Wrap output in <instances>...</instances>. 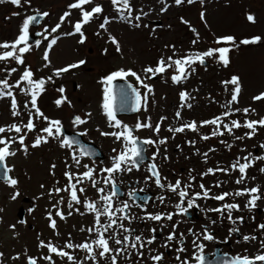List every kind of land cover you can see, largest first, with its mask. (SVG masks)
I'll list each match as a JSON object with an SVG mask.
<instances>
[{
	"label": "rangeland",
	"instance_id": "obj_1",
	"mask_svg": "<svg viewBox=\"0 0 264 264\" xmlns=\"http://www.w3.org/2000/svg\"><path fill=\"white\" fill-rule=\"evenodd\" d=\"M75 2L76 0H31L30 4H24L22 0L21 7L14 6L7 0L0 3V44L15 42L21 35L23 21L33 11L49 13L41 20L37 29L30 27L28 29V33L34 30L39 32L37 39L39 44L36 42L31 45L27 42L30 51L23 54L24 64H19L11 58L0 60V80H7L10 85V88L4 91L12 92V96L0 97V127L5 128V132L0 133V139L10 141L9 150L15 152V155L6 157L4 162L6 168L10 169L8 176L17 180L15 186L8 180L0 182V254H2L0 264H29L30 259H34L36 264H99L96 256V260H93L91 257L94 255L84 253L83 248H69L67 245L90 244L82 234L90 219L86 218L89 210L85 206L87 203L79 188L89 183L92 186L91 201L102 203L100 197L109 195L110 190L103 183L105 172L102 171V166L105 165L104 169L107 167L108 159L114 163L115 155L110 154V148L119 144L117 155L125 149L122 140H118L117 144L116 137L102 133L119 132L123 129V125L136 127L137 123H150L153 127L159 123L161 126V117H166L168 122L174 121L181 125L193 120L203 122L220 117L221 122L228 124L232 131L229 133L226 129L227 136L217 135L209 145L200 143L205 147H200V150L211 149L210 147H215L224 141L232 146L231 149L223 150L222 154L220 151L214 153V155L220 153L219 161L211 160L212 167L208 169L214 171L228 169L229 173L215 171V178L213 176L209 179L212 180L213 185L208 188H217L215 183L221 185L226 183L225 192L233 194L227 197L230 202L247 203L251 195L234 194L237 191L258 187L261 191L252 195L262 197L256 203L257 207L264 209V172L260 171L264 168V160L253 159L264 156V147H261L264 145V126L257 124L255 135L251 137L245 135L251 132V129L243 126L247 122L264 119V99H254L264 94V0H203V3L201 0H195L192 4L185 0L181 5H176L174 0H130L132 12L129 15L124 10L125 18L119 17L112 10L113 7L120 6H114L111 0H92L91 4L82 6L83 10L91 11L95 5H99L102 7V15L98 19L96 18L98 14H94L91 21L84 25L87 39L83 43H80L81 35L75 33L74 29L75 23L82 19L81 9L69 8V5ZM162 8L167 10L162 11ZM66 12L70 15L61 23L60 18ZM143 13L148 15H142ZM201 13H204L203 20ZM137 15L141 16L139 21L135 19ZM248 15L254 16V23L248 21ZM105 18L109 22L105 28H101L100 25L105 23ZM57 24H60V27L56 32H52ZM137 24L140 26L136 27ZM67 33L75 34L66 35ZM196 33L199 34L198 40ZM225 36L235 37L238 47L231 43H216L217 38ZM256 36L262 37V40L256 44L239 43L243 39ZM110 37H115L119 42L120 51H117ZM52 39H56V43L49 48ZM194 40H197L195 44ZM24 46L23 43L19 45V47ZM220 47L231 49L228 53L227 66L219 60L218 53L212 57H205L203 64L195 60L190 67L185 65L188 75L179 83L172 81V76L178 74L175 66L157 75L149 73L146 76L143 71L149 66L155 68L161 58L166 62L169 57L173 60L185 59ZM10 50L0 48V54ZM46 52L48 60L44 59ZM79 61L85 63L60 73L59 76L54 74L57 69ZM13 68L16 71L10 72ZM26 69L33 72L34 80L46 81L44 91L37 98V107L49 120H59L61 127L67 132L80 133L84 140L96 144L101 150L98 159L89 161L88 158H82L77 148L62 146L61 135L48 137L47 133L42 131L49 126L48 120L35 115V109L30 104V94L26 95L20 90L28 88L27 83L21 81ZM121 69L135 71L145 84L151 86L152 92L148 93L135 77L124 78L140 93H147V102L145 103L143 99L141 109L135 116L120 117L118 120L121 121V127L117 128L110 126V121L104 114L106 85L101 81L102 78ZM148 76L151 78H147ZM233 76L239 77L240 92L237 101L225 107L231 100L235 87L225 82L230 81ZM48 77L52 79L49 81ZM17 82H20L19 88L16 87ZM61 87L64 88L63 93L58 91ZM181 91L189 94L190 103L180 102L178 95ZM13 97L16 100V109L12 108ZM62 97H66L67 102L58 107L55 101ZM25 104L28 105L27 108ZM182 104L185 106L182 107ZM187 104H191V107H187ZM245 109L248 111L245 112ZM13 111L19 112V115L14 116ZM178 111L179 118L176 116ZM226 111H230L227 116L223 115ZM30 113L35 124L32 131L24 127L30 118ZM77 116L86 122L74 123L73 118ZM232 121H238L241 127H233ZM11 125L21 127L22 131L16 133L14 129L9 130ZM143 129L139 128L142 133ZM20 136L25 137L24 145L19 143ZM38 136L47 138V143L42 142L39 146L33 147ZM190 136L184 135L183 138H192ZM4 146L0 144V147ZM171 149L168 151L167 144L163 151L169 154ZM157 150L159 152L157 144L146 145L147 157L158 153ZM187 152L197 154V150L192 146L187 148ZM173 154L172 157L175 159V152ZM244 157H248V161ZM238 159L241 164L253 162L252 166L246 169L245 179L240 184L236 181L241 175L237 168H232ZM76 160L80 163L77 164ZM195 162L200 167L204 166L199 160ZM86 163L94 170L93 177L98 181L96 187H93L92 180L77 183L81 173L88 170V167H84ZM204 168L205 166L201 168L203 175L208 170L207 167ZM124 172H116L112 177L116 181H121L124 186L131 184L130 187L133 188L132 183H136L134 180H137V175H133L134 180H132L131 175L126 171L128 177L125 179ZM66 173L72 174L71 181L76 185L77 196L81 201L79 204L71 201L68 190H64L72 185ZM97 188H103L105 191L98 192ZM56 189L61 191L56 192ZM14 195L15 199H13ZM207 200L209 198L206 199L209 204ZM216 201L211 208L220 205V203L215 204ZM70 202L71 208L68 206ZM137 203L140 206L144 204L142 201ZM161 204L158 201V205ZM255 208H251L253 211L243 217L247 221L243 233L250 234L251 237L258 235L255 240L244 241L241 238L239 242L241 249L245 248V252L249 255L264 254V245H262L264 229L261 231L257 228L258 225H264V210L258 215ZM58 211L63 214V219L56 215ZM157 211H160V208ZM140 218L141 221L135 222L146 220ZM51 220L56 221L55 228L50 226ZM12 225H15V228L11 227ZM42 241L44 245L50 244L58 251L73 254L74 259L71 261L67 256L49 251L48 247L41 246ZM186 246L187 244L184 245ZM158 248L156 242L147 250ZM148 253L155 255L152 251ZM140 264L149 263L145 260ZM259 264L264 262L259 261Z\"/></svg>",
	"mask_w": 264,
	"mask_h": 264
},
{
	"label": "snow or ice",
	"instance_id": "obj_2",
	"mask_svg": "<svg viewBox=\"0 0 264 264\" xmlns=\"http://www.w3.org/2000/svg\"><path fill=\"white\" fill-rule=\"evenodd\" d=\"M5 0H0V3H4ZM7 2H10L12 5L17 6V7H21L22 6V0H7ZM31 0H23L24 4H30ZM112 4L114 6H120L118 7V11H120L121 13H123L124 10H127L128 14L131 15L132 12V8H131V4H130V0H111ZM176 5H181L182 3L185 2V0H174ZM195 0H187V3L192 4L194 3ZM92 0H76L75 3H72L69 5V8L72 9H81L82 12V19L81 21H78L75 23L74 25V29H75V33H79L82 37L80 43L84 42V33L82 32V27L89 23L91 21V19L93 18L94 14H99L102 12V7L99 5H96L95 7H93L91 9V11H84L82 6L84 5H88L91 4ZM201 3H203V0H201ZM166 8H162V11H166ZM14 15H19V13H14ZM49 13L44 12V13H39L37 12L34 15L31 16H27L26 19L23 21V25L21 28V35H19L16 39L15 42L8 44V43H4V44H0V48H4V49H11L10 51H5L2 54H0V60H7L8 58L14 59L16 60L17 63L19 64H24V59H23V54L30 51V47L27 44L28 41V29H29V25L33 24V23H37L38 22V17H46L48 16ZM70 15L69 12L64 13L63 16H61L60 20L61 23L64 22L65 18L68 17ZM142 15H148V13H143ZM135 19L137 21H139L141 19L140 15H137L135 17ZM201 19H204V13H201ZM248 21L250 22H255V18L253 15H248L247 16ZM108 19L105 18V23L101 24L100 27L101 28H105V25L108 23ZM184 23H188L187 21H182ZM140 25L137 24L136 27H139ZM60 27V24H57L56 27H54L52 29V32H56L57 29ZM45 31H47V29H45ZM193 31H195V29H193ZM75 33H67L66 35H72ZM197 35V40L199 38V34L196 33ZM110 40L113 44L116 45L117 47V51H120V47H119V42L116 40L115 37H110ZM197 40H194L193 43L195 44L197 42ZM262 40V37L256 36V37H252V38H246L241 40L239 43L240 44H244V45H248V44H256L258 42H260ZM24 44V47H19V45ZM56 43V39H52L50 44H49V48H51L52 45H54ZM216 43H231L233 46L238 47L235 37L233 36H225V37H219L216 40ZM37 44H39V41L37 42ZM231 51L230 48L228 47H220V48H216V49H209L203 53H198L195 57H188L185 59H175L173 60L172 57L168 58V61L166 62L163 58H161L158 63L157 66L155 68L149 66L146 67L143 71L146 74L151 73L152 75H157V74H161L164 73L168 68H172L173 66H175L176 71H177V75H173L172 76V81L173 83H179L182 79L186 78V76L188 75L185 65H188L189 67L191 66V64L195 61V60H199V62L201 64L204 63V58L205 57H212L214 54L218 53L219 54V60L224 64V66H227L229 63V59H228V53ZM45 60H48V55L47 52L45 53L44 56ZM85 61H79L78 63H74L71 64L65 68H61V69H57L55 71V75L59 76L60 73L63 72H67L69 71V69L71 68H76L82 64H84ZM47 66V65H45ZM16 69L13 68L10 70V72H15ZM128 76H132L135 77L136 81L144 88H146L148 90V93L152 92V88L150 85L145 84L142 80V78L140 77V75H138L135 71H132L131 69H128L127 71L121 69L119 71L113 72L111 74H109L108 76L102 78V83L106 85V87L104 88V104H103V108L105 110V113L108 117V120L110 121V126L112 127H121V121L116 119V113H115V108H114V104H115V100L116 97L113 94V81H115L117 78L120 79H124ZM33 72L29 69H26L22 76H21V81L26 82L28 85V88H21L20 90L23 91L26 95L31 96L30 99V104L32 106L33 109H35V115L43 118L44 120H48L49 122V126L45 127L44 129H42L43 132L47 133L48 137H54V136H60L62 135L61 132V122L59 120H49L48 117H46L44 115L43 112H41V110L37 107V98L38 96L44 91V84L46 83V81L44 79H38V80H34L33 78ZM147 78H151L150 76H148ZM49 81L52 79V77H48L47 78ZM225 83H230L232 85H234V89H233V94L231 96V100L228 102V104L225 105V107H228V105H230L232 102H236L237 101V96L240 92V81H239V77L237 76H233L231 78L230 81H227ZM0 97H3L5 95L7 96H12V92L11 91H4V89H9L10 85L8 84L7 80H0ZM16 87H20V82H17ZM128 89H131V93L128 92ZM59 92L63 93L64 92V88L61 87L60 89H58ZM133 95L134 96V102L131 105V110L132 111H139L141 109V93L136 89L133 88L131 85H128L127 88L121 86L120 89V96L122 99V102L124 100L127 99L128 95ZM181 100L182 101H186L188 99H190L189 94H187L186 92H181L180 94ZM144 102H147V93L144 95L143 97ZM254 99L256 100H260V99H264V94H261L260 96L254 97ZM67 102V98L66 97H62L61 99H57L55 101L56 105L59 107L61 106L63 103ZM182 107H184L185 105H181ZM187 107H191V104H187ZM17 104H16V100L15 97L12 98V108L16 109ZM28 105L25 104V108H27ZM245 112L248 111V109L244 110ZM230 114V111H226L223 115L227 116ZM13 115H19V112L17 111H13ZM31 113H30V118L27 122L26 125H24V127L28 130V131H32L35 128V124L33 123V120L31 118ZM177 118L180 117V112L178 111L176 113ZM166 119V117H161V120ZM220 120V117H217L211 121H203L202 124H217V122ZM86 121L82 120L79 116L75 117L74 119V123L76 124H81V123H85ZM114 122V123H111ZM259 124L261 126H264V119H260L259 121H250L247 122L246 124H244V127H247L248 129H251V132L246 133V136L251 137L252 135H255L256 132V125ZM232 126L235 128H239L241 127V124L238 121H232ZM224 127L227 129V131L229 133H231L232 128L229 127L227 124L224 125ZM136 128H152L153 131L155 132H159L160 131V124L157 123L154 127L152 124L150 123H137ZM185 128H189L193 131L197 130V125L196 122H192L189 124H185L179 128H169V131H173V132H183L185 130ZM15 130L16 133H20L22 131L21 127L17 126V125H11L9 126V130ZM123 131L121 132H112V133H102V135H112L114 137H116L117 140H120L121 138L123 139V141L125 142V149L124 151L120 152L116 157L113 158L114 163L112 167H108L105 169H102L103 172L112 174V173H116L119 171H128L131 172L133 167H139V165L141 163H143L145 157L143 155L145 149L139 147V144L142 143L144 145H156L157 143L159 144H164L166 143L165 139H161L159 141H154L151 139H145L143 141H138V138L135 137L133 135V131L132 129H130L127 125H123ZM5 132V128L0 127V133ZM214 135H223V133H213ZM203 139L207 140L208 137L204 136ZM238 139H241L238 137ZM24 140L25 137L24 136H20L19 137V143L21 145H24ZM42 142L47 143V138L45 137H40L38 136L33 144V147L39 146ZM10 143V141H5L4 139H0V144L5 145L4 147H0V167H2L3 162L5 161L6 157L8 156H13L15 155V152H12L9 150L8 144ZM76 143L75 141H69L67 138H65L64 140H62V146H71V144ZM190 143H194V142H190ZM261 147H264V145H261ZM25 151H27V149L25 148ZM113 151H116L115 149ZM210 151H212L210 149ZM158 152V150H157ZM157 153L153 154L152 159L155 160ZM251 156V154H249ZM204 156H207V153H204ZM75 159V157H74ZM164 159H167V157L165 156ZM244 159L246 161H248V157H244ZM253 159H258V160H264V156H257L254 157ZM76 163L79 164L80 161L76 160ZM131 165L128 167H124L122 168V165ZM252 166V161H249L247 163H239V159L237 160L236 163H234L232 165V168L235 169L238 167L239 172L241 173L240 179H238L236 181L237 184H240L243 182V180L245 179V172L246 169H248L249 167ZM53 167H55V165H53ZM85 168H87V165H84ZM149 172H151L152 177H155V184L161 188H164L165 185L161 183V177H160V173L157 170V165L155 163H152L149 165ZM8 171H10V169H3V175L8 179V182L15 186L17 184V180L16 179H12L10 177L7 176ZM215 171H223V172H227L228 169H216ZM261 172H264V168L260 169ZM209 173H214L213 169H208L207 173H205L204 175H207ZM66 176L69 177V180H71L72 174L70 173H66ZM83 177L92 180V184L93 187H96L98 184V181L95 180V178L93 177V170L89 169L88 171L83 173ZM148 179H151V177H149ZM195 179V177H191L190 176V180ZM254 179V177H253ZM114 178L110 175L109 177H107L105 179V183H113ZM81 181L78 179L77 183H80ZM219 186V184L217 185ZM43 187V186H42ZM169 191H171L172 193L177 194V196L179 197V203L176 205L177 208L180 209V211L182 213H187V211L189 209H193L194 207L198 208L199 205L196 204V200L203 198V199H214L217 201H223L225 200L226 197H228L229 195H233L232 193H222L220 195H215V196H209V189H205V186L203 184L200 185L201 189H204V191L202 193H195L194 196L189 197V192L187 191L188 188H191L192 185L188 184L185 189H181V181L177 180L175 182V184H171L169 183L167 186ZM65 191H67L68 189H64ZM56 192H60L61 189H56ZM79 191L82 193L84 191L83 188H80ZM98 192H104L105 190L103 188H97ZM261 190L258 187H253L251 189H244L243 191H237L234 195L236 196H241L244 195L245 193H248L249 195H251V199L247 202V204L245 205L246 208H249L251 210V208H255L257 207V201L262 199V197L260 195H252V194H256L259 193ZM18 195V193L16 194ZM117 195V189L116 186L113 184V190L111 192L110 195L106 194L100 197L101 200H103L105 202V206L103 208V210L101 211L100 208L97 207L95 202H89L87 203L85 206L87 207V209H89L90 211L95 213V217H96V223L100 224V217L102 215H107L109 217V223L107 225H100V228L96 229V231L99 233V238L96 239L94 241L95 245L97 246V248L102 249L101 251H99L98 255L100 257H105L106 254H109L113 251L112 248H110L109 243H108V239L104 238L103 233L107 232L109 228H112L113 225L117 224V220L116 219H112V217L115 215V212L112 211V198L113 196ZM71 201L76 202L77 204L81 203L80 199L77 196V190H76V185L72 184L71 185ZM16 196H13V199H15ZM185 198L187 199V206L186 207H181L184 202H185ZM159 200L161 203H164L165 198L163 196L159 197ZM69 208L72 207V203H69ZM125 208H128V204L124 203L122 208H118L116 209V211L119 212H123ZM232 210H237L240 211V206L238 204H224L222 207L220 208H215V209H207V211H212V212H217V213H221V215H223L225 213V211H227V219L232 223V224H236V220H233L232 217ZM71 214V213H69ZM57 216H60L61 219L64 218L63 214L61 212H57L56 213ZM118 219H120L121 221L123 220H129L130 218L127 215H124L122 217H119ZM136 219H141L140 217H136ZM147 219L152 220V221H162L163 219H167L169 221H173V214L168 213V214H148L147 215ZM238 220H240L241 222L243 221V217H238ZM213 224L216 223L215 220L212 221ZM51 227L55 228L56 227V221L55 220H51ZM11 227L15 228V225H12ZM119 228L123 229L124 232H127L129 234H131V230L129 228H126L124 226L123 223L118 225ZM176 223H173L172 226V230L169 232V235L167 236L165 242L161 245L164 248H169L171 246V242L173 241H177L178 243H180L183 238H184V234L183 233H179L177 234L176 232ZM261 229H264V225H260L259 226ZM89 231H92L91 229H89ZM151 231L153 233H155L157 231V229L153 228L151 229ZM239 229L238 228H231L229 230V234L231 235L234 232H238ZM189 233L193 236H195L196 238L192 241L194 247L196 249H198L199 251L195 254V260L197 261V264H205L206 261V256L204 255V248L205 245L203 243H198L199 240L203 241H214L215 237L212 233H210L207 229V227L205 226L204 230L202 233L200 234H196L194 232H192L191 229H189ZM110 239H113L115 244L117 245H123L122 248L120 249H116L115 251L117 252V254H121L124 252H127L129 247H131L132 249H137L138 246L140 249H143L146 247V245H151L154 243V241L156 240V236L153 235L152 237L148 238L146 241L142 240L141 235H135L134 237H132V243L129 245L127 242L129 241V235H125L123 236L122 239H118L116 238V236L113 234L112 236L109 237ZM256 237L255 236H243V240L244 241H249V240H255ZM262 245H264V242H262ZM41 246H45L48 247L49 251L53 252V253H57L61 256H67L69 260H73L74 258L69 255V253L64 252V251H58V249L56 247L51 246L50 244L48 245H44L43 241L41 242ZM67 247L69 248H73V247H79V248H83L85 250H87L88 252H92V246L88 243H84V244H80V245H72V244H68ZM150 252L153 250H149ZM187 249L186 247H184L182 244L181 246H179L177 248V252L178 253H183L186 252ZM2 255V254H0ZM139 255L141 257H143V252H139ZM93 260L95 259V256L91 257ZM150 258L157 262V264H160V262H162L164 260V253L162 252H158L155 255H151ZM46 259H50L49 257H46ZM112 264H116L117 261V257L116 256H112ZM175 259L177 261L180 262V264H189V260L187 258L185 259H181V256L178 254ZM255 261H260V262H264V254H258L256 255L254 258H249L247 256L244 257H235L232 258L231 260H225L224 264H255ZM29 264H36V261L34 259H30Z\"/></svg>",
	"mask_w": 264,
	"mask_h": 264
},
{
	"label": "flooded vegetation",
	"instance_id": "obj_3",
	"mask_svg": "<svg viewBox=\"0 0 264 264\" xmlns=\"http://www.w3.org/2000/svg\"><path fill=\"white\" fill-rule=\"evenodd\" d=\"M190 102V99L182 101L183 104ZM167 120V118L162 120V125L160 126V131L158 133L153 131L152 128H144L142 133L138 128L134 126H128L129 128H133V135L139 140L151 139L154 141H159L161 139H165L166 143H157V145L159 146V152L157 153L155 160L152 159L153 156L149 157L150 159L148 162L142 163L138 168L133 167L131 172L127 171V173L131 175L130 178H132V180H134L133 175H137V180H134L136 183H132L133 188L130 187L131 184L124 186L121 181L115 180V182L111 183L112 190L114 184L116 188H118L119 193V195L113 196L112 198V211L115 212V215L112 217V219H116L117 224L113 225L112 228H109L107 232L103 233V235L105 239H108L109 246L113 249V251L109 254H106L105 257H100L98 255L99 251H101L102 249L97 248L94 243V241L99 238V233L96 231V229L100 228V225H107L109 223V217L107 215H102L100 217V224H97L95 213L88 209L89 211L86 214V218L90 219V223L82 231V234L84 235L85 240L88 241L92 246V252L90 253L85 249H83V252H86V254L88 255L91 254L96 256V259L99 260V264H112V256L117 257L116 264H140L145 260H147L149 264H157V262L153 261L150 258L151 255L148 253L149 250H147L157 242L159 248L154 249L152 253H164V260L160 262V264H180V262L175 259L178 254L181 256L182 260L187 258L189 260V264H197V261L195 260V254L199 250L196 249L192 243V241L196 237L189 233V229H191L192 232L196 234H200L203 232L206 226L208 231L214 235L215 240L203 241L201 238V240L198 241V243H203L205 245V264H224L225 260H231L232 258H235L237 256H247L250 259L254 258L256 256L255 254L257 253L249 255L247 252H245L246 249L244 248L242 250L241 246L239 245L241 238L243 239V236L246 235L245 232L243 233V228L245 227L247 221L243 219V221L241 222L237 218L247 216V213L249 212V210L245 207L247 203H243L242 201L236 203L230 202L227 197L223 201L215 202V204L220 203V205H215V208H220L224 204H238L240 206V211L232 210L233 220H236V224H232L227 219V211H225L223 215H221V213L207 211V209H215L211 208L215 201L211 198L207 200L209 201V204L206 202V199H197L196 204L199 205L198 208L194 207L193 209H189L187 213H182L180 209L176 207V205L179 203V197L177 196V194L169 191L166 187L169 183L175 184L177 180H180L182 190L185 189L188 184L192 185L191 188L187 189V191L189 192V197L194 196L195 193H202L204 191V189L200 188L201 184L205 186V189L210 190V197L225 193L226 183H224V185L219 184L217 188H208L210 186L212 187L213 182L209 179H211V177L213 178V176L216 175L214 174L216 172L214 171V173H209V176H205L202 174L201 168H203L204 166L205 168L207 167V169L208 167L211 168L212 162L210 161L214 159H218L216 161H219V154H222L223 150H225L226 148L231 149L232 146L228 142L224 141L220 142L215 147H210L212 151H210L209 148L207 150H200V147H203L200 145V143L209 145L211 144L210 141L214 140L215 136H227L228 133L226 132V128L224 127L225 123L221 122L222 119H220L217 124H202V122H196V131L185 128L183 132H173L169 131V128H179L185 124L181 125L179 123H175L174 121L168 122ZM192 122L195 121L193 120ZM189 123L190 122H187L186 124ZM213 133H223V135H214ZM160 135H162L161 138L159 137ZM184 135H191L190 137L192 138H183ZM204 136H207L208 139H203ZM123 143L125 144L124 141ZM167 144L168 151L170 148H172L169 154L167 153V151H163L164 146ZM190 146L197 150V154L187 152V148ZM110 151V154L114 153V155L116 154L117 156L118 151H113V147L110 148ZM218 151H220V153L214 155V153ZM173 152H175L176 155L175 159H173L172 157L174 155ZM204 153H207V156H204ZM165 156L167 157V159H164ZM196 160H199V162L204 166L200 167L199 164L195 162ZM152 163H155L157 165V170L159 171L161 177V183L165 185L164 188H161L155 184V177H152L151 172H149L148 170L149 165ZM107 164H113V162L109 161L108 159ZM124 166L125 165H122L121 167L123 168ZM126 166L128 167L131 165L129 164ZM237 171L241 175L239 170ZM246 172L244 175H246ZM226 173L228 174L229 171H227ZM190 176L195 177V179L190 180ZM127 177L128 176L125 171L124 178L126 179ZM149 177H151V179H148ZM203 179L207 180L204 181ZM217 185L218 184L215 183V186ZM82 193L85 197L86 203L92 202L90 194H86L84 191ZM147 196L148 199L145 203L143 200ZM161 196H163L165 200L164 203L159 206L158 201L160 202L159 197ZM69 198L71 199V196H69ZM136 198L138 199V201L144 202V204L140 206V204L137 203L138 201H136ZM187 199L188 198H185V202L181 207L187 206ZM124 203L128 204V208H125L123 212L116 211V209L122 208ZM97 204L98 203H96V205ZM104 206L105 202L98 204V208H100L101 211L103 210ZM159 208L160 211H157V209ZM157 213H171L173 214V221H169L167 219H163L162 221H152L147 219L148 214ZM124 215L129 216L130 221H121L120 219H118L119 217H122ZM136 217H143L146 220L137 223L135 222L136 220H141L136 219ZM213 220L216 221L215 224L212 223ZM174 222L177 225V234L183 233L184 238L180 243H178L177 241H173L171 242V246L169 248H164L161 245L165 242L167 236L169 235V232L172 230ZM121 223H123L126 228H129L131 230V234L124 232L123 229L118 227V225ZM153 228L157 229L155 233L151 231V229ZM231 228H238L239 231L237 233L234 232L233 235H230L229 230ZM89 229H91L92 231H89ZM113 234L118 239H122L123 236L129 235V241L127 242L129 245L133 242L132 237H134L135 235H141L142 240L144 241L155 235L156 240L153 244L146 245V247L143 249H140L139 246L137 249H132L131 247H129L127 252L117 254L115 250L122 248L123 245H117L115 244L113 239L109 238ZM233 236L234 238H232ZM181 244L183 246L187 244V251L178 253L177 248L181 246ZM139 252H143V257L139 255ZM69 255L72 256L73 254ZM256 263L259 264V262L255 261V264Z\"/></svg>",
	"mask_w": 264,
	"mask_h": 264
},
{
	"label": "water",
	"instance_id": "obj_4",
	"mask_svg": "<svg viewBox=\"0 0 264 264\" xmlns=\"http://www.w3.org/2000/svg\"><path fill=\"white\" fill-rule=\"evenodd\" d=\"M42 18H43L42 16L38 17V22L30 24V26L34 27V28L37 27ZM37 36H38L37 32H35L33 34H29L28 42H30L31 44H34L36 42V40H37ZM128 85H130V84L122 82V81H114L113 82V88H114L113 89V94L116 97L114 108L116 109V114L117 115H120V114L133 115L134 113H136V111H132L131 110V105L134 102V96L131 95V94L128 95L127 99L124 100L123 102H122V99H121V96H120L121 86L127 88ZM128 92L131 93V89H128ZM117 109H118V111H117ZM64 134L66 136L67 135L71 136L67 132H64ZM92 149H95V148L91 147V150ZM3 169H6V167L4 166V163H3L2 167H0V182H4V181L7 180V178L3 175ZM7 176H8V173H7Z\"/></svg>",
	"mask_w": 264,
	"mask_h": 264
},
{
	"label": "trees",
	"instance_id": "obj_5",
	"mask_svg": "<svg viewBox=\"0 0 264 264\" xmlns=\"http://www.w3.org/2000/svg\"><path fill=\"white\" fill-rule=\"evenodd\" d=\"M120 12V11H119ZM126 12H127V10H126ZM84 37H86V35H84ZM86 39H87V37H86Z\"/></svg>",
	"mask_w": 264,
	"mask_h": 264
}]
</instances>
